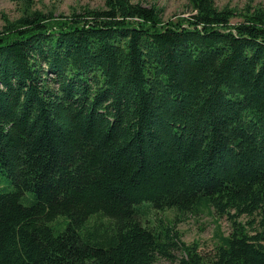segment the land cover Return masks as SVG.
Listing matches in <instances>:
<instances>
[{
	"label": "trees",
	"instance_id": "obj_1",
	"mask_svg": "<svg viewBox=\"0 0 264 264\" xmlns=\"http://www.w3.org/2000/svg\"><path fill=\"white\" fill-rule=\"evenodd\" d=\"M189 2L167 21L133 0L7 20L0 264H264V6L233 22ZM145 207H211L232 230L209 258Z\"/></svg>",
	"mask_w": 264,
	"mask_h": 264
},
{
	"label": "rangeland",
	"instance_id": "obj_2",
	"mask_svg": "<svg viewBox=\"0 0 264 264\" xmlns=\"http://www.w3.org/2000/svg\"><path fill=\"white\" fill-rule=\"evenodd\" d=\"M141 2L145 6H157L161 8V16L164 21L189 16L193 10L189 0H133ZM220 8L229 6L236 10L233 22L242 19L240 13L248 4L252 6H264V0H216ZM105 0H0V31L4 28L7 20H14L22 16L30 8L41 10L45 13L71 14L73 11H82L84 8H102ZM0 187L4 190L15 189L9 178L0 173ZM28 197V198H27ZM30 199V200H29ZM34 199L33 192H25L23 202L30 204ZM145 217L150 219H163V221L179 230L182 240L189 245L196 244L200 252L207 257H212L222 235H228L231 230V222L226 217L216 215L211 207H204L198 214L186 213L181 215L175 209L156 210L145 207ZM144 218V217H143ZM64 219V216H60ZM159 221V220H158ZM56 232L65 228V224L51 222ZM175 257H160L153 264H178L181 251L173 250Z\"/></svg>",
	"mask_w": 264,
	"mask_h": 264
}]
</instances>
